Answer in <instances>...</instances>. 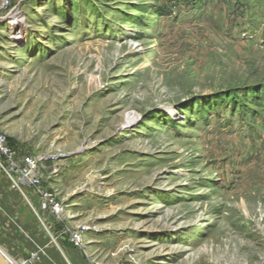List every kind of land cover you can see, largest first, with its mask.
<instances>
[{"label":"rangeland","instance_id":"rangeland-1","mask_svg":"<svg viewBox=\"0 0 264 264\" xmlns=\"http://www.w3.org/2000/svg\"><path fill=\"white\" fill-rule=\"evenodd\" d=\"M0 6V132L90 260L264 264V0Z\"/></svg>","mask_w":264,"mask_h":264},{"label":"crops","instance_id":"crops-1","mask_svg":"<svg viewBox=\"0 0 264 264\" xmlns=\"http://www.w3.org/2000/svg\"><path fill=\"white\" fill-rule=\"evenodd\" d=\"M63 224L42 212L33 190L0 171V249L15 264H90L61 236Z\"/></svg>","mask_w":264,"mask_h":264},{"label":"built area","instance_id":"built-area-1","mask_svg":"<svg viewBox=\"0 0 264 264\" xmlns=\"http://www.w3.org/2000/svg\"><path fill=\"white\" fill-rule=\"evenodd\" d=\"M42 161V158H35L12 146L5 135L0 132V171L8 178L12 186L30 187L37 197L39 209L51 214L56 221L63 224L61 236L67 237L69 242L89 259L86 252L85 233L90 227L67 225L63 202L57 198L54 192L43 187V177L40 173ZM89 263L107 264L90 259Z\"/></svg>","mask_w":264,"mask_h":264},{"label":"bare ground","instance_id":"bare-ground-1","mask_svg":"<svg viewBox=\"0 0 264 264\" xmlns=\"http://www.w3.org/2000/svg\"><path fill=\"white\" fill-rule=\"evenodd\" d=\"M4 22L8 25V27L13 28V32L11 37L13 39H19L21 38L24 33V18H22L19 15L11 16L10 18H6ZM7 27V26H6ZM11 32V31H10ZM8 258V257H7Z\"/></svg>","mask_w":264,"mask_h":264},{"label":"water","instance_id":"water-1","mask_svg":"<svg viewBox=\"0 0 264 264\" xmlns=\"http://www.w3.org/2000/svg\"><path fill=\"white\" fill-rule=\"evenodd\" d=\"M0 264H15L11 259L7 258V256L0 249Z\"/></svg>","mask_w":264,"mask_h":264}]
</instances>
